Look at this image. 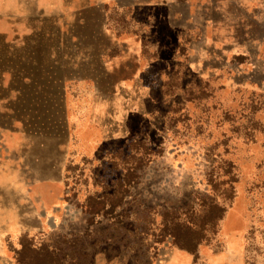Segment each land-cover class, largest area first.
<instances>
[{
	"label": "rangeland",
	"instance_id": "1",
	"mask_svg": "<svg viewBox=\"0 0 264 264\" xmlns=\"http://www.w3.org/2000/svg\"><path fill=\"white\" fill-rule=\"evenodd\" d=\"M22 245L264 264V0H0V264Z\"/></svg>",
	"mask_w": 264,
	"mask_h": 264
},
{
	"label": "trees",
	"instance_id": "2",
	"mask_svg": "<svg viewBox=\"0 0 264 264\" xmlns=\"http://www.w3.org/2000/svg\"><path fill=\"white\" fill-rule=\"evenodd\" d=\"M91 211H95V209L91 208ZM175 234V235H174ZM174 236H175V242H179L178 244H180V241H179V238H180V234L179 233H176V231H174ZM36 250V253L37 254H40V255H44L45 252H47V246H45L44 244H42L41 246L39 247H36L35 248ZM24 251H26V246L25 245H22V247L17 250V264H25V260L26 258H24Z\"/></svg>",
	"mask_w": 264,
	"mask_h": 264
},
{
	"label": "crops",
	"instance_id": "3",
	"mask_svg": "<svg viewBox=\"0 0 264 264\" xmlns=\"http://www.w3.org/2000/svg\"><path fill=\"white\" fill-rule=\"evenodd\" d=\"M66 80H67L66 77L64 78L63 81L60 80V82L62 83V85H64L63 83H65ZM139 81H140L139 78L135 74H132L131 76H129L127 78V82L128 83L124 84L123 86L126 87L128 91L131 89L133 93H137L136 87L139 86V84H138ZM122 89L124 90L125 88H122Z\"/></svg>",
	"mask_w": 264,
	"mask_h": 264
}]
</instances>
